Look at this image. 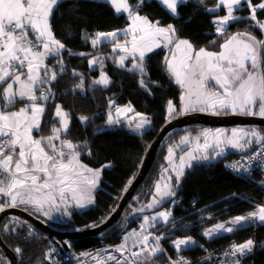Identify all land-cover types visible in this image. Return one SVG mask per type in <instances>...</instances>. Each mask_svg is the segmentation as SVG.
I'll return each instance as SVG.
<instances>
[{
	"label": "snow or ice",
	"instance_id": "6c2138e0",
	"mask_svg": "<svg viewBox=\"0 0 264 264\" xmlns=\"http://www.w3.org/2000/svg\"><path fill=\"white\" fill-rule=\"evenodd\" d=\"M60 2L61 0H0V197L6 198L0 203V211L20 205H31L37 212L49 216L53 209L60 211L61 204L65 206V212L69 202H74L80 208L91 205L94 203L91 192L99 183L103 169L112 166L108 163L101 169L94 170L81 163V150L87 148V141L74 143L67 138L70 120L62 105H55L51 134L39 139L33 138L32 135L33 131L41 129L44 120L46 108L41 101H47L54 95L51 85L66 71L61 52L69 50L61 41L55 39L50 25V18ZM198 2L203 6L205 0ZM106 3L113 7L116 14L126 13L131 24L126 29L96 33L91 39L92 46L96 47L111 38L112 52L119 50L124 53L119 56L117 66L129 72H138L141 77L146 76V53L151 52L153 47H160L161 40L166 44L173 43L176 36L175 27L171 24L161 27L159 21L153 23L147 16L139 15L137 9L143 5L144 0H137L135 5L129 4L128 0H106ZM159 3L176 16L178 5L186 4L187 0H159ZM243 7L250 10L249 20L255 22V27L264 32V21L257 20L258 10H264V0L257 5H253L252 0H216L214 7L204 10L215 16L212 21L215 33L223 38L227 26L243 19L234 15V12ZM221 8L226 14L216 15L217 10ZM74 11L75 9L73 14ZM120 34H131L132 40L121 43L118 39ZM216 42L210 41L212 44ZM181 46L185 48L186 55L179 65L173 62L175 57L173 60L165 58L176 82L186 89L181 97L179 113L176 105L171 100L168 101L169 116L195 111H212L218 115L222 111L231 110L233 113L264 117V40L257 39L251 32H236L224 39V43L219 45V52L205 48L196 51L188 40H177L176 48L180 49ZM69 54L73 53L69 51ZM75 54L88 55L83 52ZM50 56L57 59L58 68L56 65L45 63ZM129 57L134 62L131 67H126L125 61ZM88 63L90 68L97 64L103 67L100 57L93 56ZM72 76L81 74L73 70ZM197 76L199 78L194 79ZM209 77L219 86L218 90H209ZM139 82L147 89L148 83L143 78ZM110 83L109 76L104 72L93 81L94 85L104 87ZM45 85L48 87L45 88ZM78 89H83L82 76L80 83L67 91L75 94ZM18 101L23 102L24 106L18 111H7ZM114 106V101H110V107ZM133 111L130 105L115 107V117L109 112L106 124L118 125L121 116H127V113ZM136 117L139 118L135 124L136 129H142L150 123L141 113H135V117L128 119L131 121ZM79 119L82 124L89 121L87 116H81ZM226 133L225 129H203L197 136L191 139L189 136L182 137L179 144L169 147L165 157L167 166L162 167L160 177L154 185L151 202L144 207L152 209L161 204L164 198L174 197L175 191L171 183L173 176L168 173L175 174L178 184L184 175V169L193 166L192 161L208 159L206 153L209 149L220 148V152H217L219 156L224 151V145L244 150L256 143L260 145L261 150L247 155L246 160L249 167L256 161L259 167L264 168V134L255 128H233L230 136ZM201 138L203 143L200 142ZM190 143L194 144V147L177 157L175 148ZM195 153L204 155L200 157ZM88 154H91V150ZM230 167L238 172L249 171V167L239 162ZM144 207L136 211L143 212ZM171 215L170 211H158L151 216H143L144 222L140 225V231L133 230L128 233L123 238V243L116 248V251L121 253L124 264H156L158 257L166 255L160 244L162 235H154L147 229L154 228L157 223L171 224L174 227L170 220ZM257 221L264 223V204L257 205L254 211L246 215L217 223L206 229L203 235L211 238L220 232L231 233L244 224L250 225ZM3 230L14 231L7 224L3 225ZM133 237V246H138V250H131L128 246V241ZM171 243L176 252L180 253L195 241L192 237H185L172 240ZM254 244L252 239H248L243 243L231 245V250L224 255L233 259L222 264H241L240 258L251 253ZM15 252L22 254L23 250L16 248ZM107 259L122 264L115 255L109 254ZM167 260L168 264H192L183 256H177L176 259L167 257ZM96 264H102V261L97 259Z\"/></svg>",
	"mask_w": 264,
	"mask_h": 264
},
{
	"label": "trees",
	"instance_id": "16d2710c",
	"mask_svg": "<svg viewBox=\"0 0 264 264\" xmlns=\"http://www.w3.org/2000/svg\"><path fill=\"white\" fill-rule=\"evenodd\" d=\"M129 1L133 5L136 4V0ZM260 1L252 0V3L256 4ZM215 3L216 0H205L204 5L201 6L198 0H187L186 4L178 5V15L173 16L158 0H144L137 11L153 22L159 21L160 26L173 25L176 29L173 44L179 39L188 40L194 50L205 48L217 52L224 39L236 32H251L258 39L264 40V33L255 27V22L249 20L250 11L247 7L235 12V15L243 19L232 22L227 26L225 36L218 37L212 23L215 16L204 10L214 7ZM224 13L225 10L221 8L217 10L216 15L222 16ZM262 19H264V10H258L257 20ZM126 24L124 13L116 14L106 1L97 0H61L50 18L54 36L73 54L70 55L69 51L63 50L61 52L66 71L52 83L51 89L54 95L47 101H41L45 105L46 112L41 129L34 135L46 136L51 133L55 105H62L68 112L70 120L67 138L74 143L87 141V148L81 150L80 160L95 169H101L108 163L112 165L104 168L101 173L99 186L94 191L92 206L84 210H74L68 221L52 227L62 230L80 229L101 223L116 207L129 181H132L136 175L150 142L167 120L168 101L171 100L177 109L180 106L181 90L166 71L165 58L170 49H159L146 55L144 64L147 75L141 77L138 72H129L117 66L116 53L112 52L110 42L92 46L90 39L96 33L119 29ZM213 40L217 42L210 43ZM81 52L88 55L75 54ZM98 54L104 56V69L111 77V83L107 87L94 85L97 70L88 68V59ZM48 62L58 68L56 58L50 57ZM73 70L83 77V89H78L75 94L67 91L75 88L81 81V76H72ZM141 78L148 83L147 89L140 85ZM110 101H114L115 105L131 103L135 112H142L148 116L151 122L150 129L136 134L129 131L123 121L118 125L103 128L107 125L109 112H112ZM23 106L24 103L18 101L7 111L18 110ZM81 116L89 117L87 124L81 123L79 119ZM195 127L197 126H187L171 130L166 134L144 181L125 207L121 218L112 227L97 236L69 240V246L75 250H82L96 245L100 239L115 241L117 235L126 229L128 216L136 213V209L147 203L155 182L160 177L162 167L167 165L165 157L168 145L177 141L184 129ZM257 129L264 134L263 127ZM89 150H91L90 155ZM237 153L228 152L215 161L195 164L187 170L179 180L175 197L169 198L161 208L155 209V211L168 209L175 226L172 228L171 224L157 223L151 229L172 234L168 237L169 240L184 237L263 203L262 176L242 178L223 168V161ZM197 197L199 198L197 203L191 205L190 202ZM11 219L13 218L5 217L0 224V234L4 243L15 253L17 264H37L42 260L48 245L44 236L40 239L30 238L26 233L28 223L18 217ZM5 224L14 231H4ZM247 238L255 242L252 264H264V226L261 225H246L234 232L217 235L203 244L217 247ZM16 248H21L22 254H17ZM181 252L186 255H198L199 243L184 248ZM0 259H4L1 260L2 264H8L1 249ZM166 260V255L158 258L159 263H164ZM200 264L207 263L200 262Z\"/></svg>",
	"mask_w": 264,
	"mask_h": 264
},
{
	"label": "water",
	"instance_id": "95a60500",
	"mask_svg": "<svg viewBox=\"0 0 264 264\" xmlns=\"http://www.w3.org/2000/svg\"><path fill=\"white\" fill-rule=\"evenodd\" d=\"M192 125H203L210 127L255 126L256 128H264V117L244 114L213 115L195 111L184 114H176L172 118L166 120L153 140L150 142L136 175L132 179L131 183H129L125 191L122 193L116 207L101 223L95 226L80 229H58L44 223L43 221L34 217L28 211H25L20 207H10L5 208L3 211H0V224L2 220L8 215H13L15 217L21 218L28 224L41 231L45 241L54 238L63 248L68 247L69 240L100 235L106 229L112 227L121 218L125 207L133 198L136 190L144 181L148 171L150 170L154 160L156 159L159 147L166 134L171 130H178L180 128ZM247 149H244L242 151H245ZM98 186L99 183L97 184L96 188ZM157 208H161V205ZM155 209L147 208L144 209L143 213L150 214L155 212ZM131 215L132 214H130L128 217H130ZM0 249L4 256L7 258L8 264H17V257L15 253L4 243L1 234Z\"/></svg>",
	"mask_w": 264,
	"mask_h": 264
},
{
	"label": "built area",
	"instance_id": "2783aa9c",
	"mask_svg": "<svg viewBox=\"0 0 264 264\" xmlns=\"http://www.w3.org/2000/svg\"><path fill=\"white\" fill-rule=\"evenodd\" d=\"M261 2V1H260ZM260 2L256 3L259 4ZM137 3V0H136ZM47 88L48 86H44ZM39 95V92H37ZM113 108V107H112ZM261 150L260 145L253 143L247 150L239 152L232 156L231 158H228L223 161V168L226 169L230 173H234L242 178H249L255 175L262 176L264 178V168L259 167L258 163L256 161L252 162V165L249 167L248 162L246 160V156L249 154H252L255 151ZM239 162V164L245 165V167H249L248 172L236 171L232 167H230L232 164ZM199 198L193 199L190 204L195 205ZM146 213L143 212H136L133 213L130 217L126 219V229L117 235V238L115 241H106L103 239H100L98 243L94 246L87 247L86 249L82 250H75L71 246L67 248H63L56 239L51 238L48 239L46 242L48 243L47 249L45 250L44 256L41 261H39L37 264H96L97 259H100L102 261V264H116V261L108 260L107 257L109 254L115 255L118 259L122 261V264H124L123 258L121 256V253L116 251L117 246L121 245L123 243V238L128 235V233H131L133 230H136L137 232L140 231V225L144 222L143 216H145ZM147 231H152L154 235H162L163 232H157L151 228H148ZM33 233L32 235H29V233ZM26 233L27 236L33 237L36 239L42 238L43 234L41 231L36 229L34 226L28 224L26 226ZM133 239L128 241V246L131 250H138V246H133ZM152 239L151 237L149 238ZM251 239L247 238L241 241H231L227 242L223 245L217 246V247H209L205 244L199 243V254L198 255H186L183 252L177 253L175 250H172L171 252H168L167 257H171L173 259H176L177 256H183L188 261H191L192 264H200V262H206L207 264H222V262H226L229 259H233L230 257H226L224 255L225 252H228L231 250V245L243 243L244 241ZM162 242V239L160 240V244ZM255 251V244L253 247V250L251 253L246 254L245 256L241 257V264H252V256ZM47 254V257H46ZM167 254V253H166ZM127 255V253H125ZM95 258V259H94ZM159 258V257H158ZM158 258L156 259V264H168V260H166L164 263H159Z\"/></svg>",
	"mask_w": 264,
	"mask_h": 264
},
{
	"label": "rangeland",
	"instance_id": "374dc122",
	"mask_svg": "<svg viewBox=\"0 0 264 264\" xmlns=\"http://www.w3.org/2000/svg\"><path fill=\"white\" fill-rule=\"evenodd\" d=\"M222 16H223V15H222ZM263 21H264V20H263ZM263 33H264V32H263ZM257 39H258V38H257ZM223 43H224V41L222 42V44H223ZM198 50H199V49H197L196 51H198ZM208 51H209V50H208ZM219 51H221V48L219 49ZM219 51H217V52H219ZM213 52H216V51H213ZM184 55H186V50H185V48H184L183 46H181L180 49L174 48V51L171 52V54L169 55V60H173V57H175V59H174L173 62L176 63L177 65H179L180 62H181V60H182V56H184ZM166 71H167L168 74L170 75L171 80H172V81L178 86V88H184V87H182L180 84H178V83L176 82V78H175V76L172 75V73L169 71V69H168V65H167V67H166ZM198 78H199V77H198ZM198 78H195V79H198ZM207 83L209 84V90H210V91L218 90L219 86L216 85V84H215V81L212 80L210 77L208 78ZM212 84H215V87H213ZM140 85H141V84H140ZM184 93H185V91H184ZM183 95H184V94H183ZM12 111H16V110H12ZM196 112H201V111H196ZM138 113H141V114H143V116H145V117L148 118V116H147L146 114H144V113H142V112H138ZM202 113H207V114L217 115V114H214L212 111H204V112H202ZM223 114H240V113H233V112H231V110H226V111H222V112H220V114H218V115H223ZM173 116H174V114H173L172 116H169L168 111H167V120L170 119V118H172ZM253 116H257V115H253ZM134 117H135V116H134ZM107 119H108V118H107ZM138 120H139V118L136 117L135 119H132L131 121L129 120V121L125 122L124 125L129 129V131H131V132H133V133H136V134H141V133H143L144 131L150 129V127H151V122H150L149 124L145 125V127L142 128V129H136V128H135V124L138 122ZM148 120H149V118H148ZM149 121H150V120H149ZM130 124H131V126H129ZM111 126H112V125H111ZM111 126L106 125V126L103 127V128H108V127H111ZM233 128H236V129H241V128H243V129H252V128H255V129H256L255 126H231V127H216V126H214V127H210V126H202V127H200V125L197 126V127H195V128H193V129H191V128L184 129V130L181 132L180 136L178 137L177 141H175L174 143H170V144L168 145V147H167V149H166V156L168 155V148H169V147H174L175 145L179 144V142H180V140H181L182 137L189 136V138L191 139V138L197 136V135L199 134V132H200L201 130H203V129H212V130H216V129H225V130H227V133H226V134L230 136V135H231V130H232ZM50 134H51V133H50ZM50 134H49V135H50ZM32 135H33V138H35V139H39L40 137H42V135H41V136H35L33 133H32ZM46 136H48V135H46ZM200 142L203 143V138H201V141H200ZM224 146H225V145H224ZM224 146H222V147L224 148ZM192 147H194V144H191V143H190V144H187V145H180L179 148H175L176 156L178 157L179 155H183L185 152L191 150ZM217 152H220V148L209 149L208 152L206 153V155L208 156V159H206V160L203 159V158L197 159V160H195V161H192V165L194 166L195 164H199V163H209V162H211V161H215V160H217V159H218L219 157H221L222 154H223V152H222V153L218 156V155H217ZM195 155L202 157L204 154H203V153H195ZM80 161H81V160H80ZM81 163H83V162L81 161ZM83 164H85V163H83ZM85 165H87V164H85ZM87 166H88V165H87ZM166 166H167V165H166ZM193 166H192V167H193ZM88 167H89V168H92V169L95 170V168H93V167H90V166H88ZM192 167H191V168H192ZM191 168H187V167H186V168L184 169V173H185L187 170L191 169ZM168 175H172V176H173V179H172L171 183H172V185H173V190L175 191V194H176V191H177V189H178V184H177V181H176V179H175V174L170 172V173H168ZM174 180H175V183H173ZM94 191H95V188H94V189L92 190V192H91V196H92V197H93V195H94ZM153 194H154V188H153V192L151 193V195H150V197H149L147 203H145V204H144L143 206H141L140 208L144 207L146 204H148V203L151 202V198H152V195H153ZM174 197H175V196H174ZM174 197H166V198H164V200L162 201V203L159 204V205H156V206L154 207V209L157 208V207H159L160 205L164 204L165 202H167L169 198H174ZM5 199H6V198H5ZM5 199H4V200H5ZM2 202H3V201H2ZM2 202H0V203H2ZM91 206H92V204H91V205H86L85 207L80 208V207H77V206L75 205L74 202H69V203L67 204V212L64 211V207H65V206H64L63 204H61V206H60V211H56V210L53 209V210L50 211L49 216H44L41 212H37V211L35 210V208H34L33 206H31V205H20V206H17V207H20V208H22L23 210L28 211V212H29L31 215H33L34 217H36V218L40 219L41 221H43L44 223H46V224L52 226V225H56V224H60V223H63V222L68 221L67 219L70 217L71 213H72L74 210H84V209L89 208V207H91ZM45 208L47 209V205L45 206ZM144 209H147V208L144 207ZM158 211H169V210L166 209V208H162V209H159V210H157V211H155V212H153V213L146 214V215L151 216V215L155 214V213L158 212ZM11 220H13V219H11ZM170 220H171V218H170ZM230 220H231L230 218H227V219H225V220H223V221H219V222H217V223H222V222L230 221ZM217 223L212 224V225H209V226H207V227H204L203 230L201 229V230H199V231H195V232H193V233H191V234H189V235H187V236H184V237H177V238L192 237L193 241H195V242H197V241H201V240H204V239H211V238H213V237H215V236H217V235L223 234V233L220 232L219 234H217V235H215V236H213V237H211V238H209V237L203 235V233H204V231H205L206 229H209V228L213 227V226L216 225ZM172 228H173V226H172ZM171 235H172V234L167 233L166 231H163V236H162L163 238H162L161 246H162V248L165 249V251H166V253H167V254H166L167 256L169 255L168 252H170V251H172V250L174 249V247L172 246V243H171V240H173V239H171V240L168 239V237L171 236ZM30 238H33V237H30ZM177 238H174V240L177 239ZM33 239H36V238H33ZM169 241H170V242H169ZM46 249H47V248H46ZM174 250H175V249H174ZM175 251H176V250H175ZM44 253H45V251H44ZM43 256H44V255H43ZM6 259H7V258H6ZM1 260H4V259H0V264H2Z\"/></svg>",
	"mask_w": 264,
	"mask_h": 264
},
{
	"label": "crops",
	"instance_id": "0c3cea01",
	"mask_svg": "<svg viewBox=\"0 0 264 264\" xmlns=\"http://www.w3.org/2000/svg\"><path fill=\"white\" fill-rule=\"evenodd\" d=\"M97 1H106V0H97ZM159 1V0H158ZM128 2H129V4H132L133 5V3H130V1L128 0ZM253 5H257V4H254V3H252ZM249 10V9H248ZM250 11V10H249ZM125 15H126V19H127V24L124 26V27H122V28H119V29H126V28H128L129 27V25L131 24V21L128 19V17H127V14L126 13H124ZM226 14V12L224 13V15ZM139 15H141V14H139ZM234 15H235V12H234ZM141 16H144V15H141ZM215 19V18H214ZM264 19H262V20H260V21H263ZM153 22V21H152ZM153 23H155V22H153ZM160 26V25H159ZM161 27H167V26H161ZM227 28V27H226ZM115 30H117V29H115ZM111 31H114V30H111ZM111 31H105V32H111ZM53 33V32H52ZM54 35V34H53ZM55 37V36H54ZM95 37V36H94ZM93 37V38H94ZM55 39H57L56 37H55ZM92 39V38H91ZM91 39H90V42H91ZM118 39L120 40V42L121 43H123L125 40H127V41H131L132 40V35L131 34H128V35H124V34H120V36L118 37ZM58 40V39H57ZM179 40H184V39H179ZM104 42H110V46H111V48H113V43H112V41H111V38H109L108 40H106V41H104ZM103 43V42H102ZM131 46L129 45V48H130ZM174 48H176V42L173 44V43H171V44H166L164 41H160V47H153V50L151 51V52H154V51H157V50H159V49H163V50H168V49H170V51H169V54H168V56H167V58L169 59V55L171 54V52H173L174 51ZM151 52H148V53H146V55H148L149 53H151ZM116 54H115V61H116V63H117V61H118V58H119V56L120 55H123L124 53H122V52H120L119 50H117V52H115ZM146 55H145V57H146ZM93 56H96V57H100L101 59H102V63H104V56L103 55H93ZM93 56H91L89 59H88V61L90 60V59H92V57ZM51 57V56H50ZM50 57H48V58H50ZM48 58L45 60V63L46 64H48V65H50V66H52V63H49L48 62ZM184 58H185V55L184 56H182V60H184ZM181 60V61H182ZM134 61L132 60V58L131 57H129L128 58V60H126L125 61V65H126V67H131V65H132V63H133ZM166 67H167V62H166ZM88 68H89V70H97V74H96V77H95V80L96 79H98L99 78V76H100V74H101V72H104V73H106L108 76H109V74L105 71V69H104V65H103V67H101L99 64H97L96 66H94L93 68H90L89 67V63H88ZM25 71H26V69H25ZM41 75H43V72H41ZM109 78H110V80H111V77L109 76ZM195 78H198V76L197 77H195ZM194 78V79H195ZM6 86V85H5ZM208 86H209V84H208ZM212 86L213 87H215V84H212ZM102 87H104V86H102ZM180 90H181V97L183 96V94H184V91H186V89L185 88H179ZM181 97H180V106L178 107V109H177V113H179L180 112V110H181V104H182V101H181ZM128 105H130L132 108H133V106H132V104L131 103H126V104H123V105H115L113 108H112V114H113V116L115 117V115H116V113H115V107H120V108H123V107H125V106H128ZM19 110V109H18ZM18 110H16V111H18ZM135 113H138V112H135V111H133V112H130V113H127V116H121L120 117V121H123V122H127V121H129V119H128V117H134L135 116ZM257 129V128H256ZM258 130V129H257ZM260 131V130H259ZM35 132L36 131H33V134H35ZM261 132V131H260ZM262 133V132H261ZM240 151H242V150H240V149H234V148H231V147H229V146H224V151H223V154H222V156H224L226 153H228V152H232V153H237V152H240ZM221 156V157H222ZM220 158V157H219ZM262 204H264V202L263 203H261V204H258V205H262ZM257 206V205H256ZM256 206L254 207V208H252V209H250V210H248V211H245V212H243V213H240V214H238V215H235V216H239V215H246L247 213H249V212H251V211H254L255 210V208H256ZM235 216H233V217H235ZM233 217H230V219H232ZM254 224H257V225H261V226H264V223H261V222H259V221H257V222H254V223H251L250 225H254ZM246 225H249V224H244V225H242V226H240V227H243V226H246ZM239 227V228H240ZM203 230V229H202ZM222 233H227V232H222ZM174 240V239H173ZM207 240H209V239H204V240H201V241H197V242H195L194 244H192V245H195V244H198V243H202V242H205V241H207ZM172 241V240H171ZM170 242V241H169ZM191 246V245H190ZM174 250V249H173ZM171 252V251H170Z\"/></svg>",
	"mask_w": 264,
	"mask_h": 264
},
{
	"label": "flooded vegetation",
	"instance_id": "af4514ba",
	"mask_svg": "<svg viewBox=\"0 0 264 264\" xmlns=\"http://www.w3.org/2000/svg\"><path fill=\"white\" fill-rule=\"evenodd\" d=\"M4 197H0V202H2V201H4ZM6 217H11V218H17V217H15V216H13V215H8V216H6Z\"/></svg>",
	"mask_w": 264,
	"mask_h": 264
}]
</instances>
